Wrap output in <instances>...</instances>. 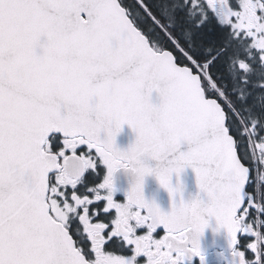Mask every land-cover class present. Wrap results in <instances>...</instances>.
Returning a JSON list of instances; mask_svg holds the SVG:
<instances>
[{
    "label": "snow or ice",
    "instance_id": "1",
    "mask_svg": "<svg viewBox=\"0 0 264 264\" xmlns=\"http://www.w3.org/2000/svg\"><path fill=\"white\" fill-rule=\"evenodd\" d=\"M206 217L264 264V0H0V264H203Z\"/></svg>",
    "mask_w": 264,
    "mask_h": 264
},
{
    "label": "water",
    "instance_id": "2",
    "mask_svg": "<svg viewBox=\"0 0 264 264\" xmlns=\"http://www.w3.org/2000/svg\"><path fill=\"white\" fill-rule=\"evenodd\" d=\"M155 98V94H154ZM135 140V133L128 125L122 126L121 132L116 137V147L119 149H126L130 143ZM188 145L182 144L181 150L186 151ZM181 182L183 184L182 196L185 201L193 198L197 192V184L195 173L191 168H186L181 174ZM116 183L123 190L129 188V177H127L123 170H121L116 176ZM173 183H175V177H173ZM145 197L148 200H155V202L161 207L162 211H169L171 208V198L166 190L161 188L158 182L149 177L146 179L144 187ZM180 196L176 197L179 201ZM208 219V226L205 228L203 235L199 239L200 250H208L211 248L217 249H229V236L227 230L219 227L214 217H206Z\"/></svg>",
    "mask_w": 264,
    "mask_h": 264
},
{
    "label": "flooded vegetation",
    "instance_id": "3",
    "mask_svg": "<svg viewBox=\"0 0 264 264\" xmlns=\"http://www.w3.org/2000/svg\"><path fill=\"white\" fill-rule=\"evenodd\" d=\"M233 3L235 4L236 0H233ZM116 199L121 201L125 199L124 193L120 189L116 193ZM163 234L164 233L162 231L158 230L157 238H161ZM201 254L204 257L203 264H232V257L230 255V250L225 251L224 249L213 248V249H208L206 251H202ZM140 259H141V264H143V262L146 260V258L144 257H141ZM186 264H201V260L198 256H194L192 257L191 261L186 262Z\"/></svg>",
    "mask_w": 264,
    "mask_h": 264
},
{
    "label": "trees",
    "instance_id": "4",
    "mask_svg": "<svg viewBox=\"0 0 264 264\" xmlns=\"http://www.w3.org/2000/svg\"><path fill=\"white\" fill-rule=\"evenodd\" d=\"M125 3L130 7V8H132L133 6H134V4H135V0H125ZM210 27H211V25H210ZM259 154L257 153V156H258Z\"/></svg>",
    "mask_w": 264,
    "mask_h": 264
}]
</instances>
